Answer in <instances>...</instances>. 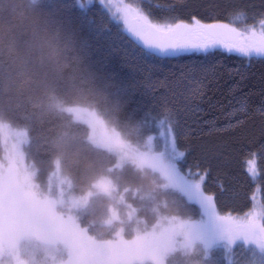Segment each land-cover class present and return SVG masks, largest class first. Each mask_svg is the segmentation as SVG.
<instances>
[{
    "label": "trees",
    "instance_id": "16d2710c",
    "mask_svg": "<svg viewBox=\"0 0 264 264\" xmlns=\"http://www.w3.org/2000/svg\"><path fill=\"white\" fill-rule=\"evenodd\" d=\"M58 2L62 15L72 21L80 36L91 45L96 81L91 96L69 101L68 106H91L140 148H146L149 137L157 131L158 122L171 115L176 121L177 147L186 152L179 166L193 179H199L198 173L207 172L203 188L206 194L215 195L218 213L243 216L253 211L258 190L264 209V58H246L219 50L157 56L143 50L99 6L80 8L75 0ZM143 7L161 22L191 23L195 16L205 23H230L235 11L244 10L243 21L236 22L243 29L264 18V0H151ZM206 69L214 70V75L207 77L206 91L197 101L201 111L187 113L183 111L181 92L187 95L188 85L177 81L189 74L199 79ZM166 85L175 96L166 95ZM240 102H246L247 112L237 115L233 122L242 119L244 123L226 131L214 130L225 128L229 123L228 114ZM61 122L79 143L91 148L97 161L87 176L77 170L62 169L74 181L77 193H85L98 179L111 175L121 191L128 186L140 188L137 198L133 199L129 193L126 199L140 209L138 215L145 219L147 226L171 217L202 218L198 205L188 202L181 193L165 188L156 173L145 171L150 182H145L133 165L114 173L115 158L90 143L85 125L76 123L67 113ZM29 134V158L45 177L56 166L51 149L54 126L32 125ZM253 153L258 174L250 176L246 161L253 159ZM109 202L106 197H95L90 210L78 217L80 225L95 237H112L111 233L99 234L96 227H89L92 215L105 210ZM211 252L208 264H254L256 261L264 264V254L251 246L237 245L229 254L223 243H219ZM168 264H176V257H170Z\"/></svg>",
    "mask_w": 264,
    "mask_h": 264
},
{
    "label": "clouds",
    "instance_id": "9594fccd",
    "mask_svg": "<svg viewBox=\"0 0 264 264\" xmlns=\"http://www.w3.org/2000/svg\"><path fill=\"white\" fill-rule=\"evenodd\" d=\"M55 2L0 0V153L5 158L15 155L40 198L53 201L58 215L70 219L96 239L89 235L87 228L80 227L76 215L78 211L90 209L89 199L70 194L65 187L67 181L58 178L56 172L48 176L42 186L37 182L35 167L26 163L31 126L51 124L55 133L51 149L57 171L66 168L87 176L97 164L91 148L79 143L61 122L65 113L73 111L68 102L91 96L96 81L90 47L72 21L55 7ZM91 143L103 146L95 140ZM132 162L143 180L150 182L144 165L136 160ZM93 187L110 202L105 210L92 215L89 227H96L99 234L111 233L113 239L121 238L129 224H133L138 233L147 228L145 219L138 215L140 209L126 199L129 193L133 199L137 198L139 187L128 186L121 191L109 178H106V187H101L99 182ZM58 207L63 211L58 212ZM180 234L184 239L178 246L172 243L138 260L137 264H168L173 256L176 264H208V249L198 235L187 230L184 222H181ZM26 237L48 246L44 259L24 258L17 245L13 255L0 253V258L11 257L10 261L0 259V264H69V250L67 259L57 255L56 245H65L62 241L36 235Z\"/></svg>",
    "mask_w": 264,
    "mask_h": 264
},
{
    "label": "snow or ice",
    "instance_id": "6c2138e0",
    "mask_svg": "<svg viewBox=\"0 0 264 264\" xmlns=\"http://www.w3.org/2000/svg\"><path fill=\"white\" fill-rule=\"evenodd\" d=\"M84 7V0H78ZM91 3L92 0H87ZM151 0H118L112 5L114 18L122 21L125 30L145 48L164 56H176L185 52L195 51L208 53L217 47L228 53H235L241 57L264 58V18H260L256 25H246L243 29L236 26L242 22L246 13L237 10L231 15L232 22L205 23L193 16L191 23L183 20L163 22L155 19L143 4ZM103 4L104 0H100ZM159 6V5H157ZM55 7L61 11L58 0ZM88 46L91 45L86 40ZM214 75V70L206 69L199 78L192 75L181 76L177 84L183 82L188 85L187 95L181 92L183 111L198 113L201 111L198 100L203 98L207 88V77ZM166 87V95L175 96V92ZM124 94L127 90L123 88ZM247 112L246 102H240L229 115L226 131L244 123L242 119L235 120L237 115ZM176 121L171 115L158 122L162 129L160 135L166 141L165 153L169 159V167L176 182L184 192L188 202L196 203L206 213H210L220 226L218 234L205 237L197 231L198 237L209 251L218 241H222L227 253L237 245L254 247L264 254V212L250 211L243 217L231 214L221 215L217 212L214 194H205L202 184L207 176L205 171L199 174V179L185 175L179 162L186 155L176 143L174 125ZM253 159L246 161L250 176L258 174L254 168ZM15 155L9 158L7 173H0V253L13 255L21 239L29 235L44 237L50 241H62L70 253L69 264H135L151 254V243L138 242L128 244L122 241H97L89 237L76 224H68L67 219L58 215L55 203L47 198L41 199L31 183L27 173L23 172ZM254 198V197H253ZM189 227L195 229L194 225ZM196 230V229H195ZM255 255V253H253ZM254 264H260L259 261Z\"/></svg>",
    "mask_w": 264,
    "mask_h": 264
},
{
    "label": "rangeland",
    "instance_id": "374dc122",
    "mask_svg": "<svg viewBox=\"0 0 264 264\" xmlns=\"http://www.w3.org/2000/svg\"><path fill=\"white\" fill-rule=\"evenodd\" d=\"M75 1L77 2L80 8H91V7L99 6L122 28V30L128 36L132 37L125 30L122 21L114 18L112 14L115 11V8L112 5L118 3V0H104L103 4L100 3V0H92L91 3H88L87 0H84V5H85L84 7H81V4L78 2V0ZM214 50H219L227 54L237 55L235 53H228L224 49L219 47L215 49H211L209 50V52ZM252 58H258V57H252ZM68 107L73 111L67 112V114H69L76 123L83 124L88 128L90 143L93 140H95L99 145H103V146L98 147L95 144L91 143L94 147L110 153L115 158V168L113 170L114 173L121 170L126 165H133L134 167H136V165L132 162L133 160H136L144 165V171H152L156 173L162 179L163 186L165 188L177 191L185 196L184 192L182 191L181 187L178 185V183L176 182L174 176L170 171L169 159L167 154L165 153L166 141L160 135L162 129L159 126L157 127V131L151 134L152 136L149 137V141H147L146 148H140L134 143H132L118 127L107 121L100 112H98L96 109L92 108L91 106L73 105ZM29 144H30V134H29ZM29 144L26 146V163H30L35 167L37 171V182L40 183L42 186L46 184L47 177L51 176L54 172H56L58 178H62L67 181V185H65V187L67 188V191L70 194L75 196L86 197L89 199L90 204L93 198L98 196H103L97 193L96 188L94 187H91L85 193H77L75 191L76 187L72 178L62 169L57 171L56 166L50 172L49 175L43 177L41 173V168L32 159L29 158L28 155ZM8 168H9V158H5V156L2 154V157L0 158V173L6 174ZM184 174L187 175L186 173ZM106 178H109L114 182L116 181L114 178L111 177V175H106L98 179L96 182H99L101 187H106ZM202 190L204 191L203 184H202ZM56 194L57 193L54 191L52 193L53 197H55ZM261 198H262L261 193L258 190L254 199L253 211L264 212ZM88 210L90 209L78 211L76 215L79 217L81 214H83ZM57 211L61 212L63 211V209L58 207ZM201 211H202V218L199 220L197 219L186 220L177 217L161 219L155 224L147 226L145 230L139 233L134 230L133 224H129L126 228L125 233L119 239H113V237H111L110 239L95 237L89 230L88 233L90 236L95 237L96 240L98 241H122V242H127L128 244H135L138 242H142V243L150 242L152 245L150 255H152L157 251H159L160 249L165 248L172 243L178 246L183 241L184 237L183 235L180 234L181 222H184V226L187 227V230L193 232V234L195 235H197V231L202 235H204L205 237H211L218 234L220 231V226L218 222L210 213H206L202 209ZM233 216H239V215H233ZM243 216H239V217H243ZM67 222L69 225L73 223L70 219H67ZM189 225H194L196 230L189 227ZM80 227L85 228L81 225ZM219 243H224V242L218 241L214 245H217ZM47 247L48 246L43 244L42 242L27 237L21 239L18 243V248L21 252V255L26 259L31 258L33 256H35L38 260L44 259L45 251ZM56 248L58 249L57 255L59 258H63V259L68 258L69 253L65 245L57 244ZM0 259L4 261H10L11 257L10 256L3 257Z\"/></svg>",
    "mask_w": 264,
    "mask_h": 264
},
{
    "label": "water",
    "instance_id": "95a60500",
    "mask_svg": "<svg viewBox=\"0 0 264 264\" xmlns=\"http://www.w3.org/2000/svg\"><path fill=\"white\" fill-rule=\"evenodd\" d=\"M136 43H137V44H138L143 50H145V51H147V52H150V53H152V54H154V55L161 56V55L155 53L153 50L145 48L144 45H143L140 41L136 40Z\"/></svg>",
    "mask_w": 264,
    "mask_h": 264
}]
</instances>
